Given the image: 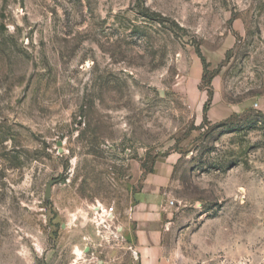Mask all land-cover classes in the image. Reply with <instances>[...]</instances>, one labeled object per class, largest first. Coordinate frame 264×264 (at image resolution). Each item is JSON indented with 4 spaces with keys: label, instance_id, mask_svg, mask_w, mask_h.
<instances>
[{
    "label": "rangeland",
    "instance_id": "374dc122",
    "mask_svg": "<svg viewBox=\"0 0 264 264\" xmlns=\"http://www.w3.org/2000/svg\"><path fill=\"white\" fill-rule=\"evenodd\" d=\"M262 101L264 0H0V264H139L159 169L166 264H264Z\"/></svg>",
    "mask_w": 264,
    "mask_h": 264
},
{
    "label": "crops",
    "instance_id": "0c3cea01",
    "mask_svg": "<svg viewBox=\"0 0 264 264\" xmlns=\"http://www.w3.org/2000/svg\"><path fill=\"white\" fill-rule=\"evenodd\" d=\"M214 105H212L213 107ZM264 112V101L260 103ZM220 107L223 111L220 112ZM219 112L212 116V108L208 110L210 120H218L231 116L238 107L221 104ZM219 116L216 118V115ZM160 170V169H159ZM151 173L145 180L143 188L136 196L135 203L130 211L134 221V247L139 258V264H166V239L169 204L163 196V184L167 181L162 171ZM166 212V213H165ZM166 214V215H165Z\"/></svg>",
    "mask_w": 264,
    "mask_h": 264
},
{
    "label": "trees",
    "instance_id": "16d2710c",
    "mask_svg": "<svg viewBox=\"0 0 264 264\" xmlns=\"http://www.w3.org/2000/svg\"><path fill=\"white\" fill-rule=\"evenodd\" d=\"M139 2V4L141 3L142 0H137ZM198 53H200V51L198 50ZM203 63H205V59L203 58ZM203 80H205V77L203 76L202 78ZM210 82V81H209ZM212 91H209V99L206 101V103L204 104V107H203V113H204V121L207 120V112L209 110V107H210V102H211V98H212Z\"/></svg>",
    "mask_w": 264,
    "mask_h": 264
},
{
    "label": "water",
    "instance_id": "95a60500",
    "mask_svg": "<svg viewBox=\"0 0 264 264\" xmlns=\"http://www.w3.org/2000/svg\"><path fill=\"white\" fill-rule=\"evenodd\" d=\"M59 144H61V142H59ZM51 183H52V182H50V184H49L48 187H47V195L50 194Z\"/></svg>",
    "mask_w": 264,
    "mask_h": 264
},
{
    "label": "built area",
    "instance_id": "2783aa9c",
    "mask_svg": "<svg viewBox=\"0 0 264 264\" xmlns=\"http://www.w3.org/2000/svg\"><path fill=\"white\" fill-rule=\"evenodd\" d=\"M170 204L172 205L173 204V201H171Z\"/></svg>",
    "mask_w": 264,
    "mask_h": 264
}]
</instances>
